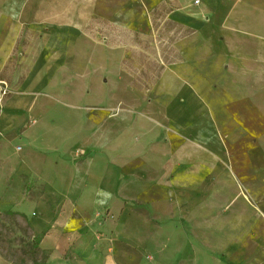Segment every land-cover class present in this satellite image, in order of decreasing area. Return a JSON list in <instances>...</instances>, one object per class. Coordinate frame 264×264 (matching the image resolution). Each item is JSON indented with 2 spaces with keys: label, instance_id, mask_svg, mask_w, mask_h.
Returning <instances> with one entry per match:
<instances>
[{
  "label": "crops",
  "instance_id": "0c3cea01",
  "mask_svg": "<svg viewBox=\"0 0 264 264\" xmlns=\"http://www.w3.org/2000/svg\"><path fill=\"white\" fill-rule=\"evenodd\" d=\"M157 22L184 33L142 87ZM0 79V205L45 264H264V6L3 0Z\"/></svg>",
  "mask_w": 264,
  "mask_h": 264
},
{
  "label": "rangeland",
  "instance_id": "374dc122",
  "mask_svg": "<svg viewBox=\"0 0 264 264\" xmlns=\"http://www.w3.org/2000/svg\"><path fill=\"white\" fill-rule=\"evenodd\" d=\"M2 1L0 0V5ZM34 1L36 5L40 4V0ZM47 1L53 4V0ZM249 1L251 5H256V8L264 6V0ZM254 16L260 18L263 15L255 14ZM183 33L170 23L157 22L154 35L158 39V44L152 45L149 43L150 40L139 37H128L127 42H130L127 47L130 55L128 66L136 73V84L142 87L151 86L156 80L154 77L165 69L167 60L176 57V51L169 43ZM116 35L117 38L112 37L114 38L112 43L120 44L118 38H124V36ZM34 36V33L27 31L25 43L29 44ZM6 79L11 80L12 76ZM11 208L0 205V264H45L48 256L39 248L38 239L30 234L24 215ZM34 212L38 216L39 210L35 209Z\"/></svg>",
  "mask_w": 264,
  "mask_h": 264
},
{
  "label": "built area",
  "instance_id": "2783aa9c",
  "mask_svg": "<svg viewBox=\"0 0 264 264\" xmlns=\"http://www.w3.org/2000/svg\"><path fill=\"white\" fill-rule=\"evenodd\" d=\"M103 39H104V41H108V38H106V37L103 38ZM11 92H12V89H11L8 81L4 80V79H0V94H1V97L3 98L5 96H7L8 94H10ZM77 153L79 155L82 154V152L80 150H78Z\"/></svg>",
  "mask_w": 264,
  "mask_h": 264
}]
</instances>
